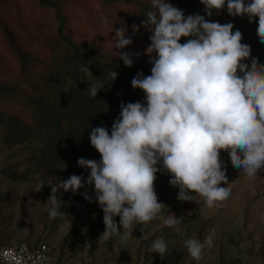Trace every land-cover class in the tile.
Here are the masks:
<instances>
[{
	"label": "clouds",
	"instance_id": "9594fccd",
	"mask_svg": "<svg viewBox=\"0 0 264 264\" xmlns=\"http://www.w3.org/2000/svg\"><path fill=\"white\" fill-rule=\"evenodd\" d=\"M200 2L208 16L226 7L229 16H247L249 23L255 18L256 34L264 44V0ZM151 6L154 10L147 12L142 24L132 26L133 32L143 27L151 33L146 49L151 73H137L131 81L133 89L144 93V102L121 103L110 134L103 125L91 130L90 145L100 160L79 158L78 167L90 170L87 179L71 175L55 182L47 200L50 218L64 216L56 193L61 189L76 193L85 184L92 186L103 212L105 241L122 233V241L127 242L135 225L154 219L180 231L181 218L172 213L165 216L166 206L158 202L155 180L160 171L169 174V184L179 189V201H195L198 196L211 209L221 206L232 191L220 159L222 151L249 178L264 169V65L255 57L244 62L251 57V48L241 42L242 33L233 31L232 23L221 24L199 14L186 17L165 0H151ZM114 37L115 49L132 43L125 27L115 30ZM114 56L126 67L133 64L128 52ZM81 71L97 80L87 66ZM117 75L114 70L109 73L112 81ZM99 88L91 84L89 95L95 99ZM84 198L91 200L87 194ZM147 239L144 233L141 240ZM213 242L209 235L203 241L186 239L184 246L192 259L200 260ZM149 247L161 257L168 252L160 238ZM42 259L37 257L33 264Z\"/></svg>",
	"mask_w": 264,
	"mask_h": 264
},
{
	"label": "rangeland",
	"instance_id": "374dc122",
	"mask_svg": "<svg viewBox=\"0 0 264 264\" xmlns=\"http://www.w3.org/2000/svg\"><path fill=\"white\" fill-rule=\"evenodd\" d=\"M56 1L66 3L71 25L78 23L75 17L97 7L96 0ZM18 18L53 25V15L40 8L35 0H0V114L11 113L29 120L30 99L36 95L33 87L38 82L42 88L48 82L40 72L42 53L30 50L14 28V21ZM4 27L12 38H7ZM75 27L72 36L77 43H85L93 37L91 34L79 37L81 25L75 24ZM99 35L105 55L118 58L114 53L128 52L133 63H142L151 70L150 57L146 54L149 40L126 33L132 43L124 49H115V33ZM29 155V150H22L19 146L8 148L0 135V248L19 243L34 246L44 242L57 262L67 261L69 264H264V169L249 178L232 166L227 151L220 153V159L232 191L221 206L210 209L198 196L195 201H179L178 188L172 193L171 188L163 186L170 175L164 174L155 180V191L161 189L156 191L158 202L166 206L164 215L170 207H178L194 216V221L183 228L179 239L163 257L151 252L149 247L157 239L156 233L163 228L162 219H154L147 225L139 224V235L134 229L133 238L127 242L122 241V233L105 241L102 233L97 231L103 212L95 200L93 187L87 184L76 193L59 190L56 195L62 201L60 212L65 217L50 218V203L47 202L50 185L67 180L71 175L83 176L86 180L90 170L78 167L77 163L39 170L26 158ZM96 160L99 161L100 157ZM13 168L25 173L24 180L7 178L5 172ZM41 184L43 186L38 191ZM85 194L91 200H86ZM150 224L154 225L149 227ZM81 226L83 229L79 235L69 234ZM144 233L147 240H141ZM209 235L214 241L212 246L204 249L200 260L192 259L184 246L185 240L197 238L203 241ZM112 254L117 256V263L108 261ZM103 255L110 256L105 259Z\"/></svg>",
	"mask_w": 264,
	"mask_h": 264
},
{
	"label": "trees",
	"instance_id": "16d2710c",
	"mask_svg": "<svg viewBox=\"0 0 264 264\" xmlns=\"http://www.w3.org/2000/svg\"><path fill=\"white\" fill-rule=\"evenodd\" d=\"M35 1L40 8L52 12L53 25L18 18L14 21V28L22 35L30 50L42 53L40 72L48 84L40 88L37 82L33 87L36 95L30 99L32 108L29 120L11 113L0 114V135L8 148L19 146L22 150L23 148L29 150L31 155L26 158L39 170L77 163L79 158L96 160L100 156L90 145L91 130L103 125L110 134L113 121L119 118L121 103H143L144 93L139 89H133L131 81L137 73H143L144 76L151 73L150 68L142 63H133L131 67H126L118 58L105 55L106 51H103L99 34H113L115 30L125 27L126 33L149 40L151 33L147 29L140 27L139 31L133 32L132 26H140L147 12L154 10L151 0H96V9L87 10L82 16L75 17L78 23L72 25L65 8L66 3L56 0ZM165 2L182 10L186 17L199 14L205 16L207 20L221 24L232 23L233 31L239 30L242 33L241 42L251 48V57L244 62L250 63L251 58L255 57L259 64L264 65V44L259 41L256 34L255 18L249 23L247 16H229L226 7L218 14L213 12L208 16L200 0ZM105 18L107 23L103 22ZM75 24L81 25L79 37H88V34L93 37L85 43H77L72 36L76 30ZM4 31L7 38H12L13 35L5 27ZM180 42H185V38H181ZM84 65L97 80L81 71ZM1 66L0 61V70ZM113 70L118 73L114 81L109 76ZM93 83L100 85V91L95 99L88 92ZM5 173L7 178L14 181L24 180L26 176L24 172H19L15 168ZM164 174L167 173L158 172L156 179ZM169 180L170 178L163 186L171 188L173 193L177 187L171 186ZM170 213L178 219L181 218L180 231L163 226L156 233L157 239L166 242L168 250L179 239L183 228L194 221L193 215H187L178 207H170L165 216ZM114 219L119 223V216ZM81 225L85 226L84 223ZM82 226L78 230L74 228L69 234L74 232L79 235ZM104 227L102 220L97 229L98 233H103ZM135 232L139 235V224Z\"/></svg>",
	"mask_w": 264,
	"mask_h": 264
},
{
	"label": "built area",
	"instance_id": "2783aa9c",
	"mask_svg": "<svg viewBox=\"0 0 264 264\" xmlns=\"http://www.w3.org/2000/svg\"><path fill=\"white\" fill-rule=\"evenodd\" d=\"M37 257H43L40 264H61L52 258L50 249L44 242L36 246L19 243L0 248V264H33Z\"/></svg>",
	"mask_w": 264,
	"mask_h": 264
},
{
	"label": "crops",
	"instance_id": "0c3cea01",
	"mask_svg": "<svg viewBox=\"0 0 264 264\" xmlns=\"http://www.w3.org/2000/svg\"><path fill=\"white\" fill-rule=\"evenodd\" d=\"M206 219V218H205ZM159 220H161V219H159ZM148 224V223H147ZM147 224H145V225H147ZM156 224V223H155ZM154 224H150V226L149 227H151V226H153ZM161 224L159 223V226H160ZM159 226H157V227H159ZM157 227H155V228H157ZM153 228V227H152ZM155 228L153 229V231L155 230ZM133 232H134V230H133ZM51 255H52V253H51ZM110 256V255H109ZM109 256L108 255H103V258H109ZM112 259H109L108 261H111V262H118V259L116 258L117 256H114L113 254L110 256ZM52 258L54 259V260H56L55 258H54V255H52ZM110 262V263H111ZM59 263H61V264H69V262H59Z\"/></svg>",
	"mask_w": 264,
	"mask_h": 264
}]
</instances>
